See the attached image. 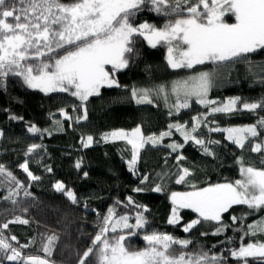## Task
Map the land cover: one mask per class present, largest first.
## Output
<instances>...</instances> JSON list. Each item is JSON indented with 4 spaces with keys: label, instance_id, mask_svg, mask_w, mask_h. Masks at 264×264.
Listing matches in <instances>:
<instances>
[{
    "label": "snow or ice",
    "instance_id": "1",
    "mask_svg": "<svg viewBox=\"0 0 264 264\" xmlns=\"http://www.w3.org/2000/svg\"><path fill=\"white\" fill-rule=\"evenodd\" d=\"M143 10L177 18L169 20L162 28L147 21L133 24L132 18ZM228 16L234 18V22H227L225 17ZM135 37H142L152 48L166 44L167 63L173 70L213 66L209 71H197L172 81L170 85L129 89L130 98L136 105L151 106L156 98L163 99L169 108V115L190 108L195 99L208 109V113L194 117L191 126L186 122H176L169 124L158 135L144 136L142 126L138 125L130 132L120 129L104 133L101 137L104 142L120 140L131 145L132 155L127 166L130 172L140 176L141 184H144L148 182L149 174L141 175L138 172L141 150L146 146L160 145L165 137L171 138L174 132L179 133L183 143L173 141L164 145L176 154V171L156 174L159 182L148 189L161 193L166 191L167 181L188 183L192 172L189 167L179 163L186 159L181 151L186 144L191 142L206 156L216 155L212 145L220 142L205 140L199 132L202 125H208V116L264 111V98L251 103L242 101L240 97L228 98L223 102L209 99L218 69H229L243 62L249 66V70L258 68L264 75V64L256 65L249 59L252 54L264 51V0H0V90L7 89L9 77H18L27 88L45 94L70 93L80 101L82 111L73 118L67 110L61 109L65 120H87L86 102L90 97L98 96L103 87H121L114 73L129 67L131 57L136 54ZM174 44L178 48H174ZM174 52L178 54L174 55ZM108 65L111 71L106 67ZM260 82L264 83V78ZM170 96L174 99L169 104ZM238 104L240 107H237ZM10 118L22 119L16 116ZM62 123L56 121L59 130H63ZM27 131L41 137L52 135L48 129L41 130L34 124H30ZM208 131L226 133L227 140L244 149L246 142L251 143L264 133V116H259L253 124L226 128L217 125L208 127ZM3 136L4 132L0 130V138ZM81 143L88 148L94 143V138L92 135L82 137ZM44 149L43 144H31L25 156H39ZM251 151L264 152V140L252 144ZM28 158L19 164V168L30 181H39L41 177L30 170ZM42 160L41 157L37 163H42ZM82 163V160H77L74 167L81 169ZM240 163L241 178L234 182L204 187L191 185V191L171 192L172 208L168 223L179 224L182 220L180 210L191 209L197 218L184 224L185 233H190L198 225L211 223L215 225L212 234L220 235L229 227L223 221V215L234 205H244L253 213L264 210V168L243 166L242 159ZM44 170L48 173L53 171L46 164ZM83 176L87 177L88 173L83 172ZM0 177H5L10 185L6 188L7 195L0 194V199L14 206H19L21 198L38 203L29 190L32 184L25 185L19 181L3 164H0ZM53 188L73 204L79 202L76 193L63 181H56ZM133 191L140 193L145 188L137 186ZM126 201L129 207L137 209L135 223L129 222L128 215L117 218L114 209H108L107 215L101 218L97 233L90 239V246L82 253H76L77 264H227L228 257L234 258L238 264H250V260L252 264H264V241L241 243L238 248H229L228 257L223 253L209 254L206 251L182 252L172 256L170 250L173 246L186 249L193 241L153 232L143 236L147 242L144 249L130 251L124 242L136 235L135 230L143 229L148 224L144 216L148 209L145 205L137 204L131 196ZM21 211L27 213L28 208L23 207ZM230 218L236 223L245 217L232 215ZM29 223L30 220L21 215L0 223V264L5 261L15 264H55L52 255L60 239L57 234L42 238L44 257L23 254V249L28 248L34 240L17 247V236L5 235L4 230L9 229V224ZM245 227V236L264 233V217Z\"/></svg>",
    "mask_w": 264,
    "mask_h": 264
},
{
    "label": "trees",
    "instance_id": "2",
    "mask_svg": "<svg viewBox=\"0 0 264 264\" xmlns=\"http://www.w3.org/2000/svg\"><path fill=\"white\" fill-rule=\"evenodd\" d=\"M69 2V0H64ZM174 15H161L148 10H143L132 18L135 25L147 21L158 28H162L169 20H174ZM136 54L131 57L129 67L114 73L121 87H103L98 96L90 97L86 102L88 119L77 122L75 119L65 120L60 112L67 110L68 114L75 118L81 114L80 101L70 93L55 92L45 94L39 90L29 89L21 83L18 77H9L7 89L0 90V130L4 136L0 138V164L11 171L15 177L25 185L31 183L29 189L37 198L38 203L30 199L21 198L19 206L12 205L9 201L0 199V223L11 220L16 215L30 220L28 225L9 224V229L4 230L5 235H16L19 245L31 243L23 249V254L38 255L44 257L41 251L43 237L52 233L60 239L53 252L52 259L55 264H77L76 253H82L90 246V239L95 236L101 226V218L107 215L108 209H114L116 217L128 215L129 222L135 223V207L127 205L126 198L131 196L140 205L148 209L144 216L148 224L143 229L135 230L136 235L127 239L124 243L130 251L142 250L147 246L144 235L153 232L170 234L177 239H189L193 241L186 249L173 246L170 255L178 256L184 253L209 254L223 253L228 257L229 248H238L241 243L264 241V233L245 236V225L252 224L264 217V210L253 213L244 205H234L228 213L223 215V221L229 225L226 232L213 235L215 225L205 223L198 225L190 233L183 231L185 223L197 218V214L191 209H181L182 220L179 224H169L171 215L170 193L191 191V185L204 187L214 183H231L240 179V163L255 168H264V152L251 151L252 144L264 140V133L251 143L246 142L244 149H240L226 139V133L209 132L208 127L219 126L239 127L253 124L259 116H264V111L250 113L237 112L231 116L214 114L208 116V125L201 126L199 132L205 140L219 141L212 145L215 156H206L200 148L191 142L181 150L186 158L179 163L183 167H189L192 175L188 183L176 184L174 180L167 181L166 191L156 193L149 191L159 181L156 174L162 172L174 173L177 168L175 153L164 145L173 141L183 143L179 133H173L171 138L165 137L162 144L146 146L141 150L140 161L137 164L139 174H149L147 183L141 184L140 176L129 171L127 161L131 159V145L126 141L104 142L101 137L104 133L123 129L131 131L135 127L142 126L144 134H159L165 131L169 124L193 123V118L198 115H206L208 109L198 104L193 99L190 108L182 109L178 114L169 115V108L165 101L156 98L151 106L136 105L130 98L132 87H154L159 84H169L172 81L193 75L197 71H209L213 66H196L195 69L173 70L167 63V45L159 44L152 48L142 37H135ZM256 65L264 64V51L252 54L249 57ZM264 78L258 68L249 70V66L243 62L233 65L229 69H218L213 80V88L209 93V99L226 101L228 98L240 97L244 102H258L264 98ZM173 97H169L168 103H172ZM150 107L152 115L141 118L139 109ZM237 107H240L238 104ZM11 116L22 119H11ZM62 121V129L59 130L56 121ZM214 122V123H213ZM30 124H34L41 130L48 129L52 135L38 136L27 131ZM92 135L94 143L84 148L82 137ZM43 144L44 150L40 155L28 158L26 149L31 144ZM43 158L42 163H37ZM29 159V168L41 177L39 181H30L27 174L19 168V164ZM82 160L81 169H76L74 164ZM51 166L53 171L48 173L44 165ZM83 172L88 176L84 177ZM56 181L73 190L79 202L73 204L61 193L54 190ZM10 185L5 177H0V194L7 195L6 188ZM137 186L145 188V191L136 193L133 189ZM119 201L120 203H117ZM27 207L28 212L23 213L21 208ZM51 221L55 225V231L48 226H42L34 219V216ZM245 217L233 223L231 216ZM36 218V219H37ZM119 232V230H117ZM207 233V235H201ZM231 238V239H229ZM111 239V235H110ZM15 244V242H14ZM4 264H15L7 262ZM227 264H238L228 257ZM250 264H252L250 260Z\"/></svg>",
    "mask_w": 264,
    "mask_h": 264
},
{
    "label": "rangeland",
    "instance_id": "3",
    "mask_svg": "<svg viewBox=\"0 0 264 264\" xmlns=\"http://www.w3.org/2000/svg\"><path fill=\"white\" fill-rule=\"evenodd\" d=\"M225 19H226L227 22H229V23L234 22V18H232L231 16L225 17ZM173 46H174V48H178V45H176V44H174ZM176 54H178V53L174 52V55H176ZM106 67L108 68L109 71L112 70L110 65H108V66H106ZM152 113H153V109L150 108V107H142V108L139 109V115H140L141 118H144V117H146V116L152 115ZM129 132H130V131H129ZM150 134H152V133H149V134H144V133H143L144 136H148V135H150ZM239 163H240V161H239ZM243 166H245V165H243ZM240 167H241V163H240ZM240 178H241V177H240ZM36 218H37V215L34 216V219L36 220V222H38V223L41 224L42 226H48V227H50V228H53L54 231H55V225H54L51 221H48L47 219H45V222H47V223H44V224H43L42 219H40V218H37V219H36ZM118 230H119V229H118ZM109 238H110V237H109Z\"/></svg>",
    "mask_w": 264,
    "mask_h": 264
}]
</instances>
